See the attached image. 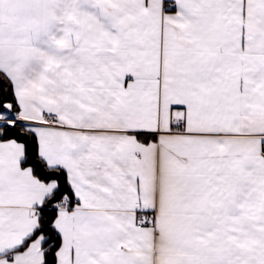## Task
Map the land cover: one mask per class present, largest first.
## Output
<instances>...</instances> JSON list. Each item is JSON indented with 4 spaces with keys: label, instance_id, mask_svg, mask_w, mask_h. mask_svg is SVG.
<instances>
[{
    "label": "snow or ice",
    "instance_id": "snow-or-ice-1",
    "mask_svg": "<svg viewBox=\"0 0 264 264\" xmlns=\"http://www.w3.org/2000/svg\"><path fill=\"white\" fill-rule=\"evenodd\" d=\"M0 264H264V0H0Z\"/></svg>",
    "mask_w": 264,
    "mask_h": 264
}]
</instances>
